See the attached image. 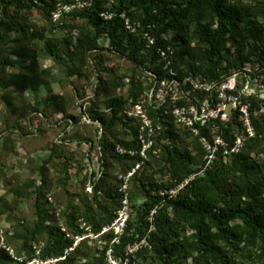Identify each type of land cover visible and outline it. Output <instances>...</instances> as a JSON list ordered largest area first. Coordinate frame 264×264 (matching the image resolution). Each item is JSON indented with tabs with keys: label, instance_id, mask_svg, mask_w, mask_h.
<instances>
[{
	"label": "trees",
	"instance_id": "trees-1",
	"mask_svg": "<svg viewBox=\"0 0 264 264\" xmlns=\"http://www.w3.org/2000/svg\"><path fill=\"white\" fill-rule=\"evenodd\" d=\"M58 1L0 0V10L4 16L0 19V51L11 32L21 33L18 42L27 37L28 28L17 20L24 11L27 13L39 9L52 24V14ZM73 1L65 0L66 3ZM85 1L88 5L68 16L72 21L83 20L94 35L85 42L78 40L75 45L72 40H67L65 50L70 59L81 55L74 53L73 47L84 54H92L83 55L81 60L83 64L94 68L98 53L104 50L98 44L104 35H108L118 54L138 69H150L148 71L155 75L158 82L172 78L171 70L176 62L186 57L195 62L192 68L204 74L208 84L217 85L231 76L233 67H236L230 64L222 66L227 55L235 54L239 65L252 55L258 61L264 56V0L246 4L231 3L232 0ZM11 15L13 17L9 18ZM191 27L193 37L199 43L197 53H193L190 48ZM13 53L19 58L26 57L25 49L19 48ZM33 68H29V71ZM70 70L81 75L82 67L73 65ZM28 77L19 75L18 83L28 80ZM177 79L180 82L183 80L179 76ZM0 81L4 82L3 76H0ZM103 84L101 82L96 86L97 89ZM131 85L133 90L127 98L119 96L109 100V117L103 114L107 112H101L97 104L91 105L100 92L96 89L90 104L83 102L89 105L79 115L69 116L68 120L85 125L99 123L105 128L106 135L115 121L122 120L119 114L126 102L130 99L137 102L139 99L141 84L135 76L131 78ZM213 102H217L216 98ZM258 108V102L252 101L250 112ZM236 115L237 119L233 123L209 119L205 123L195 122L189 128L197 140L195 150L198 153L197 165L200 166L197 168L196 162L192 163L194 159L190 152L176 145L178 133L173 112L164 108L149 110L150 120L160 129L158 136L152 138L151 150L162 151L161 169L164 173H170L171 182H150L148 188L141 182L138 189L143 196V203L138 207L137 223L129 217L123 236L115 238L113 232H109L105 237L109 240L107 249L117 262L134 264L133 259H136L139 264H264V127L262 121L252 118L255 136L244 141L240 152H231L237 137L234 133L247 136L243 123L238 120L239 112ZM85 118H89L92 123L84 122ZM214 128H218V135L226 146H218L215 158L208 160L211 153L201 140L207 139L213 150ZM113 137L128 148L125 142ZM115 145H108L105 136H101L103 152L118 160L119 157L113 156ZM253 149L257 151L256 158L250 156V150ZM226 150L231 153L225 156ZM226 157H229L228 162L224 161ZM130 159L140 161L141 158L137 156ZM48 163L49 159L39 170L41 185L36 188L35 223L19 238L27 260H14L5 248L0 247V264H27V261L36 259L41 262L63 259L60 260L62 264H77L81 248L75 245V237H83L88 232L87 228L94 235H100L105 227L113 224L117 217L115 212L123 208L117 200L123 197L118 187L104 192L111 201L110 206L100 204L98 193L103 184L101 182L100 186L93 187V203L97 204L98 210L93 209L91 202L81 200L82 216L87 225L85 228L76 225L78 215H81L76 209L63 214L65 226L72 236L60 227L48 225L53 219L43 201L48 183ZM207 164L209 167L202 171ZM201 171L203 173L199 174ZM135 178L141 179L137 175ZM180 185L183 187L176 194L170 193ZM35 245H38L39 254H36ZM134 245L139 247L133 252L128 250ZM81 264H107L106 252L97 260Z\"/></svg>",
	"mask_w": 264,
	"mask_h": 264
},
{
	"label": "rangeland",
	"instance_id": "rangeland-1",
	"mask_svg": "<svg viewBox=\"0 0 264 264\" xmlns=\"http://www.w3.org/2000/svg\"><path fill=\"white\" fill-rule=\"evenodd\" d=\"M252 1L255 0H232L231 3L246 4ZM85 6L75 10H81ZM58 9L57 3L53 13ZM75 10L64 12L59 19H55L52 14V24L39 9L27 13L24 11L17 20L28 28L27 37L18 42L21 33L13 31L9 34V40L1 47L0 76H3L4 82L0 81V247L5 248L14 260H27L19 238L35 223L36 188L41 185L39 170L49 159L48 183L43 200L53 218L48 225L68 232L63 214L76 209L81 214L78 215L76 225L83 229L87 225L82 216L81 200L91 202L93 209L98 210L97 204L93 203L95 185L100 186L103 182L98 193L102 206L111 205V201L104 195L105 191L118 187L122 192L123 197H118L117 200L123 208L115 212L117 217L110 227L103 229L104 234L94 235L87 228L88 232L83 237H75V245L81 248L77 264L97 260L103 252H106L107 264H120L107 249L109 240L105 237L109 232H113L115 238L123 236L127 225L120 228V224L127 215L137 223L138 207L143 203V196L138 189L141 182L146 188L150 182H171L170 173H164L161 169L162 151L151 150L152 138L158 136L160 129L150 120L149 110L164 108L173 112L178 133L176 145L181 150L190 152L194 159L192 163L196 162L197 168L200 167L197 165L198 153L195 150L197 140L195 134H191L193 130L184 121V117L188 116L187 110L194 105H212L217 96L229 118L225 124L233 123L237 115L231 104L221 96V92L206 82L204 74L194 71L192 67L195 62L190 57L177 61L171 70L172 78L162 82H158L155 75L148 71L150 69H138L118 54L108 35L98 40L99 46L104 50L98 53L95 68L83 64L81 60L83 55L90 53L84 54L75 47L72 48L73 52L81 55L70 59L65 50V42L72 40L75 45L78 40L85 42L94 35L83 20L72 21L68 16ZM2 17L4 18L0 10V19ZM11 17L13 15L9 18ZM192 31L191 27L190 48L193 53H197L199 43ZM19 48L26 50L25 58H19L13 53ZM254 58L256 57L252 55L239 65L235 54H229L223 59L222 66H236L232 70L235 74L243 68L255 69ZM4 63L8 65L5 66ZM34 63L35 66H32ZM73 65H81V75L77 71L72 73L70 68ZM196 66H199L198 61ZM31 67L34 68L29 71ZM23 74L30 78L19 84L17 77ZM132 76L140 81L141 95L137 102L133 99L126 102L124 110L119 114L122 120L115 121L106 135L105 128L99 123L85 125L68 120L69 116L79 115L90 104L89 101L101 82L104 84L97 89L100 92L91 105L97 104L101 112H107L103 114L109 117L107 103L119 96L127 98L133 90ZM178 76L183 79L182 82L177 79ZM238 82L240 86L243 83L241 73ZM83 102L89 104L84 105ZM224 103L226 106H223ZM84 122L92 123L89 118H85ZM99 127L101 129H97ZM101 136H105L108 145L116 144L113 156L120 159L111 158L103 152L100 146ZM113 136L125 142L128 148L116 142ZM234 136H238L237 132ZM256 152L255 149L250 150V156L256 158ZM137 156L141 158L140 161L130 159ZM228 159L226 157L224 161L228 162ZM136 175L141 179L134 180ZM178 189L180 186L173 192ZM10 240L12 241L8 244ZM138 247L139 245H134L128 250L133 252ZM34 249L39 254L38 245ZM60 260L63 259H49L45 262L36 259L27 261V264H62ZM133 261L134 264H139V260Z\"/></svg>",
	"mask_w": 264,
	"mask_h": 264
},
{
	"label": "built area",
	"instance_id": "built-area-1",
	"mask_svg": "<svg viewBox=\"0 0 264 264\" xmlns=\"http://www.w3.org/2000/svg\"><path fill=\"white\" fill-rule=\"evenodd\" d=\"M88 5L87 2L83 0H74L73 2L66 3L65 0L58 1L59 9L53 13V17L55 19H59L64 12L73 11L78 9L80 6ZM164 56V53H162ZM254 58L256 62L255 69H246L239 73L242 74L243 83L239 84L238 76L239 73L232 74L231 76L227 77L223 80L220 84L217 85H210L213 88L218 89L221 92V96L224 97V100L229 102L233 107L235 113L239 112L238 120L243 123L245 127L244 133L247 136L242 135V137H236L235 139V147L232 149L231 152L238 153L241 151L244 141L247 138H253L256 134V130L252 123V118H258L262 121V125L264 127V56L260 58ZM217 102H213L212 105L206 104L207 106H192L187 110L188 116L184 117V121L191 127L195 122L205 123L209 119H218L221 122L228 121V115L224 113V108L221 107L219 104V100L216 96ZM252 101H257L259 104V108L255 110L253 113L250 112V107L252 105ZM223 106H226L225 103ZM140 111L141 108L139 107ZM142 116L143 113L141 112ZM212 138L215 143V147L211 148V145L207 139H202V145L207 149L208 152L211 153L209 159H214V153L217 150L218 146H226V143L218 135V128H214L212 132ZM230 151H225V156L231 153ZM193 179V177H192ZM187 183V182H186ZM183 185H180V189ZM179 190V189H178ZM177 190V191H178ZM171 193H177L171 191ZM130 216H126L120 225V228L125 227L127 221ZM107 230V228L105 229Z\"/></svg>",
	"mask_w": 264,
	"mask_h": 264
}]
</instances>
